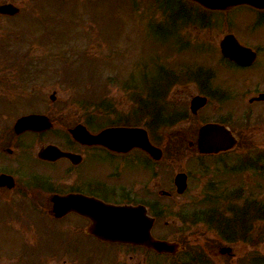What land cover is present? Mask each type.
<instances>
[{
    "label": "flooded vegetation",
    "instance_id": "obj_1",
    "mask_svg": "<svg viewBox=\"0 0 264 264\" xmlns=\"http://www.w3.org/2000/svg\"><path fill=\"white\" fill-rule=\"evenodd\" d=\"M54 5L55 0H0V210H9L4 224L11 229L10 234L4 238H11L14 233L20 237V247L15 248L14 256L10 250L13 248L7 247L3 243L5 241L2 242L0 263L20 264L25 256L27 259L39 258L42 264H56L57 258L50 247V241L45 240L49 239L48 232L54 230L56 221L59 222V234L65 238L66 243L82 236V244L90 247L89 253L82 250V259L77 261L82 260V264H217V261L223 259L226 264H232L233 261L236 264H264V257L259 252L237 258L235 251L236 243L250 238L246 235L247 227L262 221L246 219L247 211L261 212L262 207L250 204L237 209L232 204H226L225 210L219 209L223 213L220 215L225 217L221 223L210 216L209 223L214 224L211 230L217 238L213 237V241H223L224 245L231 247L229 252L222 253V246L217 245L219 251L216 254L210 250L213 246L209 245L205 237L201 238L204 241H200L199 236H183L181 229L174 227L173 230L171 223L166 221V204L163 199L182 195L177 193L174 178L173 195L165 190L162 179L165 172L163 146L168 139L193 148L198 161L220 155H227L228 159L231 157L229 154L242 149L239 146V149L236 148L241 132L264 131V39L243 29L248 28L249 23L254 28L251 31L264 30V0H260V6L240 4L224 11H209L201 6V10L192 14V22L196 24L193 33L194 60L190 64L191 73L186 78L191 80L195 92L190 100L189 111H185L186 116L182 117L177 109L171 111L166 107L165 83L160 85L159 93H151L145 84L141 87L132 86L137 92L134 93L135 103L128 120L130 123H118L115 126L145 130L151 144L162 150L163 155L159 158L152 157L150 152L141 147L115 151L103 145H86L70 134V129L82 125V121L72 123V118H76L68 109L54 110L51 97L55 92L50 94L55 72L50 60L53 52L47 49L39 53L51 47L50 31L55 36V25L58 28L61 25L54 18ZM215 12L225 15V21L233 17V23L229 21L233 28L222 36L217 49L210 29L214 24L211 15ZM61 23L67 25L62 19ZM51 24L52 28H49ZM240 26L242 29L238 30ZM228 35L234 36L245 48L237 50L232 46L230 54L239 57L244 64L223 54L221 42ZM251 57H254L252 62ZM219 67L241 74L236 83L237 91L231 92L227 82L222 85L223 82L218 81L214 71ZM44 83L49 85L44 87ZM194 98H200L201 101L193 106ZM234 99L238 115L232 123L230 106ZM32 115L45 119L18 132V120ZM190 116L198 128L195 140H186L183 132L178 131L181 129L174 130L178 136L158 135ZM210 124L224 126L233 134L239 132V135L234 134L235 145L219 153H201L199 132L202 127ZM246 142H240V146L244 148ZM50 146L74 156L55 160L40 157V152ZM258 156L264 158V155ZM261 157L257 160L260 161ZM198 163L202 173L210 167ZM243 164H247V161L242 159L238 167L241 169ZM179 173H186L189 182L187 171L177 172L175 176ZM151 177L157 180L153 184ZM242 193L243 190L238 191L239 195ZM69 195L92 198L95 202L107 205L144 208L146 215L153 219L152 237L178 243L180 250L158 252L138 242L142 241L140 239L127 242L116 240L105 235L107 231L97 226L98 221L94 216L81 214L77 210L57 218L54 197ZM95 204L98 206V203ZM93 207L82 205V211L94 210ZM210 211L215 212L216 208L212 207ZM39 217L47 218L46 222L43 220L41 223ZM63 222L68 223L67 228ZM218 225L224 226L223 236ZM262 227L259 229L261 234L264 233ZM261 234L255 240L260 245L264 240ZM44 243H47L45 252L40 251V245Z\"/></svg>",
    "mask_w": 264,
    "mask_h": 264
},
{
    "label": "rangeland",
    "instance_id": "obj_2",
    "mask_svg": "<svg viewBox=\"0 0 264 264\" xmlns=\"http://www.w3.org/2000/svg\"><path fill=\"white\" fill-rule=\"evenodd\" d=\"M192 6L188 0H55L53 14L61 25L59 28L55 25V36L50 31L51 47L39 51L44 53L52 49L53 52L50 60L55 72L50 94L55 92L56 95L52 105L54 110H70L76 118H72V123L91 120L92 131H101L116 123H130L128 120L135 103L134 93L137 92L132 86L141 87L145 84L151 90L160 87L167 81L160 73L163 71L170 73L175 82L165 91L166 107L171 111L177 109L182 117L186 116L185 111H189L190 100L195 92L191 80L186 76L191 73L190 64L194 60L193 33L196 24L192 22L194 17L186 20V23L178 19L190 18L195 13ZM225 18L222 13L211 15L214 24L210 29L216 49L222 36L233 28V25H229V21L233 23V17L226 21ZM61 19L67 25L62 24ZM247 27L243 29L264 39V30L251 31L254 28L249 23ZM227 70L219 67L214 72L218 81L223 82L222 85L227 82L231 92L237 91L236 83L241 74ZM48 85L43 84L44 87ZM235 103L236 99L232 100L230 106L232 123L238 115ZM171 126L172 129L169 127L167 132L162 131L158 135L178 136L174 130L181 129L178 131L183 132L186 140H195L197 137L198 128L191 116ZM239 140L236 148L242 149L229 154L231 157L228 159L227 155H220L198 161L193 148L169 139L163 146L165 172L162 179L165 190L173 195L172 180L177 172L185 170L190 175L188 190L181 197L174 195L163 199L166 204V221L171 223L172 229H181L183 236H199L200 241H204L201 238L205 237L209 245L213 246L210 250L216 254L219 251V240L213 241L216 233H212L211 227L214 224L207 221L213 215L210 211L212 207L216 211L225 210L226 204H232L237 209L250 204L264 207V158L258 156L264 155V131L241 132ZM243 141H247L244 148L240 146ZM184 144L187 146V142ZM257 156L263 160H257ZM242 159L247 164H243L244 168L240 169L238 165ZM198 162L210 167L202 173ZM151 179L152 184L157 181L153 177ZM239 190H243L240 195ZM8 214L9 210H0V246L5 241L3 243L7 247L13 248L10 250L14 256L15 248L20 247V237L14 233L11 238H4L10 234L11 229L4 224ZM253 217L252 214L250 219L254 220ZM38 219L41 223L47 220L41 217ZM58 223L54 221V230L48 232L49 239L45 238L50 241L56 256H68L66 259L60 258L62 261H56V264H72V259L73 264H82V260L77 262L82 259V250L89 253L90 247L82 244V236L66 243L65 238L59 234ZM63 223L67 228L68 223ZM261 225L264 230V220L247 227L246 235L250 238L235 244L237 258L254 252L264 257V240L261 245L255 241L256 236L261 234ZM261 236L264 237V233ZM45 250L47 243L40 245V251ZM216 263L226 264L224 259ZM20 264H42V261L24 256Z\"/></svg>",
    "mask_w": 264,
    "mask_h": 264
},
{
    "label": "water",
    "instance_id": "obj_3",
    "mask_svg": "<svg viewBox=\"0 0 264 264\" xmlns=\"http://www.w3.org/2000/svg\"><path fill=\"white\" fill-rule=\"evenodd\" d=\"M211 10H225L230 6L242 3H249L254 6H259L258 0H193ZM232 46L236 49H242L237 44L233 36H226L222 43L221 49L225 56L231 57L238 63H243L239 57L232 56ZM254 55V54H253ZM251 61L254 57H251ZM250 61V62H251ZM55 100V97H51ZM201 101L200 98H194L192 105L197 101ZM45 118L37 116H27L18 120L16 128L23 131L28 127L35 126L42 122ZM73 136L84 144H102L114 150H127L132 147H141L148 152L151 156L159 158L162 156V151L152 146L149 142L148 135L144 130L137 128H125L116 127L108 128L93 135L87 131L82 125L76 127L72 131ZM235 145V138L231 132L223 126L207 125L200 129L199 132V150L201 153H217L220 151L228 150ZM63 156H70L68 153L61 152L56 147H49L44 152L40 153V157L47 159H56ZM175 183L178 187V192L181 194L187 189V177L184 174H178L175 179ZM86 199V200H85ZM55 201V213L57 217L64 215L68 208L75 209L80 213H88L93 215L98 221L100 228L105 229L107 235L112 238L121 240L132 238H145L146 244L153 247L159 252L176 251L178 245L157 241L151 238L149 230L152 226V222H149L148 218L143 217L141 212L143 210L137 208L127 207H114L100 203V206H95L94 210L86 209L82 211V205H91L95 203L92 199L83 198L82 196L69 195L66 197L56 196ZM152 221V220H151ZM144 224V225H143ZM143 227L145 232L143 234H137L136 230L139 227ZM231 249L224 247L221 252H229Z\"/></svg>",
    "mask_w": 264,
    "mask_h": 264
},
{
    "label": "trees",
    "instance_id": "obj_4",
    "mask_svg": "<svg viewBox=\"0 0 264 264\" xmlns=\"http://www.w3.org/2000/svg\"><path fill=\"white\" fill-rule=\"evenodd\" d=\"M173 75V74H172ZM164 77H172L171 75H170V73H164ZM174 84V82H173V79H171V80H169V81H167V90H168V88L170 87V86H172ZM151 91V93H159L160 91H159V88H153L152 90H150ZM213 219H216V220H220V222L219 223H221V221H223V217L222 216H219L218 215V213H217V216H216V218L215 217H212ZM258 219H262V220H264V213L262 214V215H260L259 217H257ZM218 226H220V229H221V231L223 232V230H224V226L223 225H218Z\"/></svg>",
    "mask_w": 264,
    "mask_h": 264
}]
</instances>
